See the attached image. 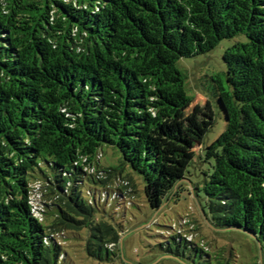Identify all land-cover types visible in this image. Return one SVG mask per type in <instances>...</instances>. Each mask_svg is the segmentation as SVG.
I'll return each mask as SVG.
<instances>
[{"label":"trees","instance_id":"trees-1","mask_svg":"<svg viewBox=\"0 0 264 264\" xmlns=\"http://www.w3.org/2000/svg\"><path fill=\"white\" fill-rule=\"evenodd\" d=\"M240 35L205 106L184 117L178 62ZM213 101L225 130L197 156L207 167L194 197L214 229L260 246L264 0H0V264H59L66 235L82 232L88 258L117 256L112 216L135 197L125 169L151 210L188 193L173 166L212 130ZM103 147L119 153L116 169L100 166ZM174 244L167 257L202 252L180 235Z\"/></svg>","mask_w":264,"mask_h":264},{"label":"rangeland","instance_id":"rangeland-1","mask_svg":"<svg viewBox=\"0 0 264 264\" xmlns=\"http://www.w3.org/2000/svg\"><path fill=\"white\" fill-rule=\"evenodd\" d=\"M240 41H245L241 35L223 40L208 54L178 62L179 71L186 76L187 95L192 98L191 104L182 113L184 117L205 106L208 93L212 94L214 90L212 81L224 71L221 59L224 51ZM212 110L214 125L203 144L191 140L190 144L181 146L179 152L183 156L176 158L178 163L173 166L175 174L192 182L193 185L184 180L181 182L187 186L189 194L183 192L178 198L170 195L158 211L151 210L145 201L141 177L126 168L124 174L129 175L135 185V197L126 211L120 210L112 216V223L122 230L117 256H110V260L102 263L90 259L84 252V232L68 233L63 244L65 258L59 264H264V241L259 246L240 231L214 229L208 214L207 220L203 215V195L200 193L198 198L194 197L195 185L203 179L201 169L207 167L206 164L196 163L197 156L204 146L215 141L225 130L224 115L214 101ZM102 156V168L116 169L119 166L120 156L116 150L103 147ZM192 158L194 161L188 168L189 176L185 168ZM176 235L185 238L188 243L192 242L202 252L194 253L181 246L178 248L179 258L167 257L164 251L168 247L176 250Z\"/></svg>","mask_w":264,"mask_h":264}]
</instances>
